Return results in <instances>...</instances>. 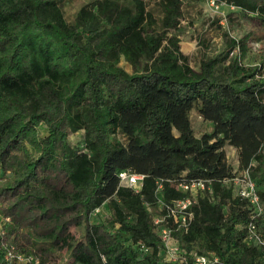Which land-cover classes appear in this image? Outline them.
Segmentation results:
<instances>
[{"label":"trees","instance_id":"16d2710c","mask_svg":"<svg viewBox=\"0 0 264 264\" xmlns=\"http://www.w3.org/2000/svg\"><path fill=\"white\" fill-rule=\"evenodd\" d=\"M67 1L0 0V244L40 264H185L165 260L158 184L170 201L185 194L177 183L209 178L181 244L263 264L250 227L264 236V212L223 181L249 167L264 205V43L253 64L251 31L216 52L202 40L193 66L175 32L184 0H158L160 14L147 0H88L72 19ZM216 1L264 27V0ZM194 109L210 130L196 133ZM122 170L145 174L140 190Z\"/></svg>","mask_w":264,"mask_h":264},{"label":"built area","instance_id":"2783aa9c","mask_svg":"<svg viewBox=\"0 0 264 264\" xmlns=\"http://www.w3.org/2000/svg\"><path fill=\"white\" fill-rule=\"evenodd\" d=\"M209 3L216 8L225 4L224 2H217L216 0H209ZM235 52L237 53V50L232 51V54ZM144 177V173L122 170L120 172V183L133 187L138 191L142 187ZM223 182L233 187L236 193L247 197L257 215H261L264 212V205L257 190V183L252 177L249 167L243 169L233 177L227 178ZM161 186L162 184L159 183V191L157 193L160 210L153 213V220L158 227V232L162 239L165 260L185 264L221 263V257L215 251L205 253H199L194 249L188 251L183 247L176 235L177 232H186L189 229L195 215L194 207L198 203L200 196L210 195L212 193L211 179L198 178L192 181H181L177 183V188L185 194L170 201L164 200L163 194L160 191ZM103 207L96 208L93 213L101 212ZM149 208L152 210L151 207ZM9 220V216H0V234L5 232L4 225ZM250 231V237L254 239L257 246L263 252L264 257V236L255 231L253 226L250 227ZM0 250L3 254L4 264H40L37 256L18 250L13 242L2 241ZM188 252L191 254V261L188 258Z\"/></svg>","mask_w":264,"mask_h":264},{"label":"rangeland","instance_id":"374dc122","mask_svg":"<svg viewBox=\"0 0 264 264\" xmlns=\"http://www.w3.org/2000/svg\"><path fill=\"white\" fill-rule=\"evenodd\" d=\"M88 0H68L65 5L66 15L72 19L77 9ZM150 7H153L157 14H160V8L157 6L158 0H147ZM184 17L179 28L175 31L180 39L182 50L190 56L193 66L199 63L200 52L204 50L202 40L208 44L211 52H216L222 48L229 36L241 37L246 32L251 31L258 39L252 43L251 48L242 56L246 63H258V48L264 43V27L254 18L242 15L236 8L222 4L216 8L209 3V0H184ZM130 69V65L122 61ZM193 127L197 134L208 131L211 128L209 121L204 120L194 109L191 112ZM82 132L71 136L73 143L78 141ZM227 156L235 169H239L238 153L234 146H226ZM102 213H107L106 204ZM73 232H76L73 229ZM77 234V233H76Z\"/></svg>","mask_w":264,"mask_h":264},{"label":"crops","instance_id":"0c3cea01","mask_svg":"<svg viewBox=\"0 0 264 264\" xmlns=\"http://www.w3.org/2000/svg\"><path fill=\"white\" fill-rule=\"evenodd\" d=\"M237 150V149H236Z\"/></svg>","mask_w":264,"mask_h":264}]
</instances>
